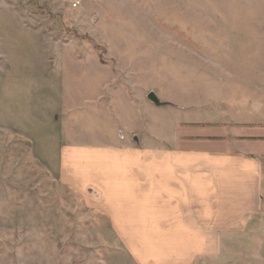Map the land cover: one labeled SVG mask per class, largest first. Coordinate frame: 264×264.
I'll list each match as a JSON object with an SVG mask.
<instances>
[{"label": "rangeland", "instance_id": "374dc122", "mask_svg": "<svg viewBox=\"0 0 264 264\" xmlns=\"http://www.w3.org/2000/svg\"><path fill=\"white\" fill-rule=\"evenodd\" d=\"M258 102L264 0H0V264H135L58 147ZM193 264H264V221Z\"/></svg>", "mask_w": 264, "mask_h": 264}, {"label": "crops", "instance_id": "0c3cea01", "mask_svg": "<svg viewBox=\"0 0 264 264\" xmlns=\"http://www.w3.org/2000/svg\"><path fill=\"white\" fill-rule=\"evenodd\" d=\"M254 106L190 121L161 107L158 135L144 113L140 131L62 143L58 182L105 217L135 264L213 257L223 239L264 221V102Z\"/></svg>", "mask_w": 264, "mask_h": 264}, {"label": "water", "instance_id": "95a60500", "mask_svg": "<svg viewBox=\"0 0 264 264\" xmlns=\"http://www.w3.org/2000/svg\"><path fill=\"white\" fill-rule=\"evenodd\" d=\"M153 99H154V97H153Z\"/></svg>", "mask_w": 264, "mask_h": 264}]
</instances>
